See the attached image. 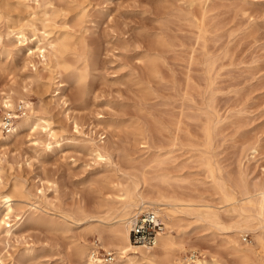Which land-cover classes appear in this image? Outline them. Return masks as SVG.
Wrapping results in <instances>:
<instances>
[{
    "label": "rangeland",
    "instance_id": "374dc122",
    "mask_svg": "<svg viewBox=\"0 0 264 264\" xmlns=\"http://www.w3.org/2000/svg\"><path fill=\"white\" fill-rule=\"evenodd\" d=\"M27 1L0 0V97L11 84H28L33 105L50 107L47 116L57 137L25 130L0 145L5 188L12 192L15 183L19 186L8 224L0 205V264H74V237L91 223L108 229L121 220L105 219L115 203L113 185L125 179L124 173H136L145 159L170 154L171 149L167 164L180 179L172 190L193 200L186 208L217 210L227 226L216 230L187 225L181 238L185 253L191 255L197 246L208 262L241 264L234 245L256 244L255 234L239 235L235 228H227L238 224L234 207L248 198L239 196L242 186L253 191L249 197L253 198L264 185V0H207L193 5L190 0H37L48 4V14L54 11L50 21L45 20L44 5ZM204 8L217 36L210 35L203 49L195 44L189 13L199 16ZM31 20L35 26L27 27ZM22 24L34 40L28 47L9 34ZM45 30L51 36L67 30L84 34L92 56L85 82L74 78L77 73L71 67L55 79L64 83L58 89L43 59L29 55V47L39 43ZM145 55L157 56L161 78L149 75L141 61ZM74 57L70 52L65 60L71 63ZM209 62L215 63L211 75ZM37 73L46 83L41 92ZM209 106L215 124L212 145L207 147L209 124L202 112ZM180 115L177 134L175 121ZM140 131L149 138V148L140 144ZM93 145H106L111 160L95 159ZM204 155L239 196L237 201L225 202L203 164ZM80 213L92 217L80 221L70 217ZM166 232L175 229L164 224L162 233ZM93 239L97 240L89 236L90 245ZM256 250L262 252L260 246ZM169 252L182 251L173 247ZM114 260L120 264L117 257Z\"/></svg>",
    "mask_w": 264,
    "mask_h": 264
},
{
    "label": "bare ground",
    "instance_id": "6f19581e",
    "mask_svg": "<svg viewBox=\"0 0 264 264\" xmlns=\"http://www.w3.org/2000/svg\"><path fill=\"white\" fill-rule=\"evenodd\" d=\"M22 1L23 0H21V3ZM25 1L27 0H24V2ZM34 1L37 2L36 5L38 7L45 6V20H52L54 11L48 14L46 9L48 4L45 2L41 3L37 0ZM202 1L206 2L207 0H190V3L193 5ZM18 3L20 2L18 1ZM189 15L193 18V27L196 29L195 44L197 47L202 45L204 49L207 46L208 37L210 35L214 37L217 36L213 34L211 30L214 28L215 23L210 18L207 8H204L199 16L194 12H190ZM34 24V20H31V24L27 25V27L32 25L35 26ZM24 26L25 25L22 24L18 30H12L9 34L16 36L23 47H28L30 44L34 43V40H31L27 35ZM51 35V31L45 30L42 38L37 41L39 43H35L34 47H29V55H37L43 59L42 62L44 67L48 69L52 83L58 84V89L63 87L64 83L60 80L55 82V79L61 76L63 70L67 71L71 67L73 68L72 72L77 73L74 75V78L85 82L88 71L92 65V56L87 48L84 34L78 36L76 32L67 30L65 32H60V34H55V36ZM1 37L2 34H0V43ZM44 41L46 42L41 43ZM197 47L194 46L192 48L191 52L193 55L197 52ZM70 52L73 53L75 57L71 63H68L65 57ZM193 55H191V59H193ZM141 61L146 64L148 73L152 78H161L159 59L157 56L145 55L142 57ZM214 67L215 63L209 62V75L214 71ZM35 77L38 82V91L41 92L46 87V83L40 73H37ZM30 92V88L26 83L20 84L19 86L11 84L3 90L0 97V104L3 107V110L0 111V145H7L16 140L21 132L25 130L44 131L54 139L57 137L56 131L52 128L53 124L51 126L52 122L50 123V118L47 116L50 113V107L45 103L41 104L39 108L35 107L28 98ZM18 103H22L25 106V113L20 115L15 113L14 109ZM63 103L66 105L67 102L63 99ZM2 111L3 114H14L13 126L9 131H4L1 128ZM180 114H183V110H180ZM202 114L206 116L207 124H209L206 131L207 140L205 143L208 147L212 145V124H215L214 110L209 106ZM181 115L178 116L175 121V124H177L175 127L177 134L180 132L179 124L182 123ZM73 120L76 129H79L77 120L75 118H73ZM138 134L141 138L140 144L143 143L146 145V148H149L150 141L145 132L140 131ZM173 151L174 149H171L168 153L171 154ZM92 153L95 159L103 161L111 160V152L106 145H93ZM170 154L164 153L149 161L145 159L143 165L136 169V173H131L129 171L124 173L125 179L119 180L113 185V189L116 190L115 203L114 207L108 211V217L105 219L120 218L121 220L118 223L110 225L108 229L102 227V225H94L91 223L82 234L74 237L72 248L75 258L74 264H91L88 253L93 244H89V236L97 238L101 243L100 245L97 241L101 248L114 251V259L117 257L120 264H221L217 261L208 262L204 257V251L197 246L192 248L191 255L185 253L186 250L182 245L181 238L185 233L183 228L187 225L193 223L204 226L208 225L216 230H224L227 226L223 224L218 211L215 209L208 208L203 210L185 207L186 204L191 205L193 200L183 197L175 190H172L180 179H178V176L172 174V171L168 167L167 161L171 158ZM203 164L210 171V176L216 187L222 190L225 202H235L238 200L239 196L248 197L235 205L234 208L237 211L239 221L238 224L229 226L227 229L235 228L239 235H244L248 232H253L255 234L256 244L245 248L234 245V250L238 254L241 264H264V185H260L257 188L259 192L257 196L249 198L253 191L244 184L239 191V196H237L235 191L231 189L229 183L221 180L218 168L211 162L210 157L204 155ZM18 187L15 183L12 188L14 191H7L2 178V171L0 170V205L3 204L4 206L3 210L5 214L3 221L6 224L9 223V219L14 215V192ZM143 209L152 210L156 214L157 219L161 223L173 227L175 233H162V231H164L163 224L162 229L156 234V241L153 245H139L133 243L130 240V229L133 226L135 215ZM70 217L80 221L83 218L89 219L92 216L80 213V215H70ZM229 241L236 244L233 237H230ZM256 246H260L262 252L257 251ZM173 247H179L182 252L175 255H170V252L168 254L167 250ZM183 252L184 254H182ZM113 261L115 260L109 261L106 264H116Z\"/></svg>",
    "mask_w": 264,
    "mask_h": 264
},
{
    "label": "built area",
    "instance_id": "2783aa9c",
    "mask_svg": "<svg viewBox=\"0 0 264 264\" xmlns=\"http://www.w3.org/2000/svg\"><path fill=\"white\" fill-rule=\"evenodd\" d=\"M14 111L20 115L25 113L26 108L22 103H18ZM14 118V114L4 113L1 123L2 130L9 131L13 126ZM161 227V222L157 219L156 214L150 209H143L135 215L133 226L130 229V240L139 245H153ZM89 258L91 264H106L114 260L113 252L101 248L97 240L93 241Z\"/></svg>",
    "mask_w": 264,
    "mask_h": 264
}]
</instances>
